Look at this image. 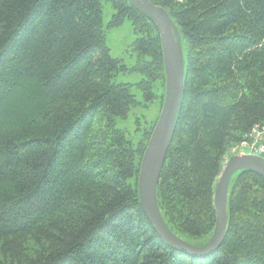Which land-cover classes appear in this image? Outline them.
I'll return each mask as SVG.
<instances>
[{"label": "trees", "instance_id": "1", "mask_svg": "<svg viewBox=\"0 0 264 264\" xmlns=\"http://www.w3.org/2000/svg\"><path fill=\"white\" fill-rule=\"evenodd\" d=\"M104 1L109 27L127 20L136 37L130 70L110 56L101 0H0V264H264V180L251 172L230 181L210 256L171 249L145 217L137 177L158 116L133 144L115 122L137 102L114 78L141 75L159 115L161 44L145 15ZM148 1L178 30L185 72L157 205L175 236L204 245L222 167L264 123V0Z\"/></svg>", "mask_w": 264, "mask_h": 264}, {"label": "water", "instance_id": "2", "mask_svg": "<svg viewBox=\"0 0 264 264\" xmlns=\"http://www.w3.org/2000/svg\"><path fill=\"white\" fill-rule=\"evenodd\" d=\"M145 15L159 35L165 74V92L162 107L143 153L137 177V195L140 207L162 242L171 249L195 258L215 253L223 244L227 229V196L232 177L248 171L264 180V160L252 155L231 157L222 167L216 183L213 204L215 225L211 237L202 246H193L175 236L160 214L156 190L166 154L182 105L184 90V59L181 38L168 14L148 0H125Z\"/></svg>", "mask_w": 264, "mask_h": 264}, {"label": "rangeland", "instance_id": "3", "mask_svg": "<svg viewBox=\"0 0 264 264\" xmlns=\"http://www.w3.org/2000/svg\"><path fill=\"white\" fill-rule=\"evenodd\" d=\"M101 5L102 30L105 33V43L110 51V56L114 59H121L126 68L130 70L135 64V56L130 52V46L136 39L130 22L125 20L119 27H109L114 12L104 0H101ZM141 79L142 76L133 71L118 73L114 78L116 84L131 86L130 93L137 102V105L128 112L125 119H117L115 122L116 129L123 131L133 144H137L143 132L149 129L151 123L158 116L159 109L157 100L151 103L145 102L142 93L137 89V84ZM154 93L156 92L154 91ZM204 242L205 239L190 240L194 246L203 245Z\"/></svg>", "mask_w": 264, "mask_h": 264}, {"label": "built area", "instance_id": "4", "mask_svg": "<svg viewBox=\"0 0 264 264\" xmlns=\"http://www.w3.org/2000/svg\"><path fill=\"white\" fill-rule=\"evenodd\" d=\"M231 152L236 155H252L264 160V123L254 125Z\"/></svg>", "mask_w": 264, "mask_h": 264}]
</instances>
